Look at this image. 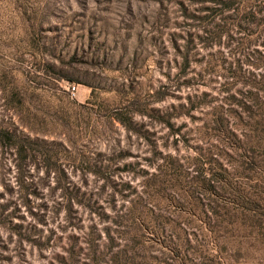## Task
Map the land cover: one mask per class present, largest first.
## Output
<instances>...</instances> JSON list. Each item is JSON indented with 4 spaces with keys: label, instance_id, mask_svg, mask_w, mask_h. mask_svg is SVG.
I'll return each mask as SVG.
<instances>
[{
    "label": "rangeland",
    "instance_id": "374dc122",
    "mask_svg": "<svg viewBox=\"0 0 264 264\" xmlns=\"http://www.w3.org/2000/svg\"><path fill=\"white\" fill-rule=\"evenodd\" d=\"M0 264H264V0H0Z\"/></svg>",
    "mask_w": 264,
    "mask_h": 264
},
{
    "label": "built area",
    "instance_id": "2783aa9c",
    "mask_svg": "<svg viewBox=\"0 0 264 264\" xmlns=\"http://www.w3.org/2000/svg\"><path fill=\"white\" fill-rule=\"evenodd\" d=\"M73 89L75 90V87Z\"/></svg>",
    "mask_w": 264,
    "mask_h": 264
}]
</instances>
